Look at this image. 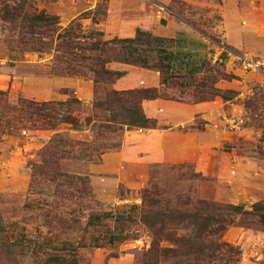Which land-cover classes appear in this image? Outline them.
Returning a JSON list of instances; mask_svg holds the SVG:
<instances>
[{
    "label": "rangeland",
    "instance_id": "374dc122",
    "mask_svg": "<svg viewBox=\"0 0 264 264\" xmlns=\"http://www.w3.org/2000/svg\"><path fill=\"white\" fill-rule=\"evenodd\" d=\"M26 3L30 10L55 17V25L60 29L67 26L74 29L80 18L77 22L80 34L99 31L101 40L117 39L101 31L105 0H26ZM147 4L150 5L148 0L136 1V5L148 8ZM166 8L168 15L211 32V38L220 41L218 13L209 7L171 0ZM5 26L0 22V92L5 93L1 100L14 104L18 97L35 102L76 99L78 103L70 106L71 116L83 125L79 132L60 127L58 131L66 132L71 155L54 164L47 158L40 163L43 146L54 132L27 130L0 134V228L3 229L0 238L16 237L23 244L12 255L1 251L0 264H38L42 252L51 246L59 247L63 242L66 249L75 247L81 236L86 238L87 215L96 212L130 216L129 220L114 224L115 229L126 232L130 239L111 247L76 248L79 264H264V226L235 214L225 217L226 222L232 223L219 242L217 237L208 236L209 229L214 227L204 226L202 242L210 246V254L216 245L222 248L218 253L212 252V257L202 255V261H195L192 254L185 252L181 256L162 251L155 257L148 254L154 240L153 230L163 227V232L165 228L170 233H190L191 213L202 207L200 203L214 207L242 205L244 210H249L256 202L264 203V74L243 71L238 60L264 59L222 45L223 57L208 65L202 75L191 80H166L158 89L165 99L226 104L215 125L222 129L224 143L200 169L189 163L143 165L133 163L125 151L115 155L119 154L127 131L121 132L115 127L105 129L101 124L106 114L92 111V102L101 101L112 85L98 83L94 86L89 76L51 75V56L22 52L20 46L11 44ZM109 46L111 44H107L99 56L119 59L118 45L112 50L107 49ZM226 58L229 59L227 70L224 68ZM112 63L117 62L107 63L105 68L113 71ZM230 108L231 113H228ZM86 118L96 119L99 127L92 129V125H86ZM200 122L195 120L192 127H201ZM92 143L105 146L97 152L84 150ZM105 155L109 157L104 161ZM45 167L86 177L88 196L81 187L66 185L62 178L51 179L40 174ZM157 211L169 216L162 227L156 224L149 228L147 224L155 221ZM175 212L188 216L183 221L172 222L170 215ZM207 218L212 215H203L202 223H209ZM180 229L182 231H178ZM158 246L172 248V244L163 239L158 241ZM175 249L180 251V247Z\"/></svg>",
    "mask_w": 264,
    "mask_h": 264
},
{
    "label": "trees",
    "instance_id": "16d2710c",
    "mask_svg": "<svg viewBox=\"0 0 264 264\" xmlns=\"http://www.w3.org/2000/svg\"><path fill=\"white\" fill-rule=\"evenodd\" d=\"M79 19L76 20L74 29H71L70 26L60 29L55 25V17L48 16L42 11L36 12L30 10L26 0H0V22L6 24L4 28L10 34L11 44L15 43L17 46H20L22 52L51 56L49 60L51 66L49 69L50 74L53 76H89L94 86L101 83L109 87L115 79L122 76V73L106 69L105 65L107 63L118 62L142 68L147 67L146 55H148L149 51L137 48V45L141 46L142 39L145 36L144 33L136 31L133 39L104 41L101 40L102 34L99 31H89L85 34H80L79 24H77ZM92 21L93 24H97L96 21ZM107 44H111V47L107 48L109 50H112L115 44L118 45V49L121 52L119 59H104L99 56L98 53L102 52ZM155 68H157L160 74V85H164L168 79L191 80L190 77H176L168 74L159 61L156 63ZM4 97L5 93L0 92V134L9 135L14 132H26L27 130H49L54 132V134L43 146L41 151L43 159L47 158L48 161L54 164L59 159L63 157L67 158L71 155L66 132L58 130L62 126H67V130L74 132L81 131L83 123L71 116L72 110L70 106L72 103H78L76 99L66 102H35L18 97L14 104H9L1 100ZM156 98H164L158 93V89L156 88L125 91H116L108 88L104 93L103 99L92 102L91 108L94 112L99 111L106 114L101 125L107 130L115 127L121 132L124 130L147 131L156 129V124L153 119L144 116L140 104L143 100H153ZM95 120L86 118L84 122L86 125H92L91 128L94 129L99 127L96 126L95 123L97 122ZM192 128L199 129L200 127L196 125V127ZM93 141L95 142V140ZM102 146L101 144L92 143V145L86 146L84 150L97 152L98 149L103 148ZM58 153L60 156H58ZM43 159H41L40 163L45 162V159ZM39 173L51 179L62 178L66 185L81 187V191L87 195V179L84 176L68 175L57 171L56 167H45ZM200 204L202 207L191 213L192 226L189 228L190 233L183 235L166 232L165 228L163 232L162 226L169 214H164L160 211L155 212V221L147 225L149 228H152L158 224L162 228L158 231L153 230L154 240L148 254L155 257L162 251L181 256L185 252L192 254L195 261H202V255L205 257L210 255L212 257L213 253H218L222 249L216 245L215 248L213 247V253L211 252L210 254L208 250L210 246L208 247L202 242L203 238L201 235L206 231L204 226L212 225L214 227L213 229H209L208 236L217 237V242L220 241L226 227L232 223L226 222L225 217L232 214L240 216L243 219H250L254 221V224L259 226H264V203L256 202L249 207V210H244L242 205L214 207V205L208 203ZM207 213H210L212 218L206 219L209 223H205V221L202 223V216ZM170 216L171 221L176 222L183 221L188 215L175 212L174 215ZM129 219L130 216L123 217L110 212L89 213L84 223V230L87 232L86 238L81 236L75 247L71 249H66L67 245L63 242L59 247L49 246V250L42 252L43 254L38 264H79V257L75 253L76 248L80 249L87 246L95 248L111 247L128 240L130 236L122 230L118 231L115 229L114 224L125 222ZM246 227L249 228L251 226L247 225ZM193 229L194 232H192ZM2 230L0 228V234L3 233ZM155 237H158L157 240H155ZM162 239L172 244V248H160L158 241ZM210 244L212 246V243ZM22 247V242L16 237L9 238L8 240L5 237L0 238V252L4 251L5 254L12 255L18 248ZM177 247H180V251L175 249Z\"/></svg>",
    "mask_w": 264,
    "mask_h": 264
},
{
    "label": "crops",
    "instance_id": "0c3cea01",
    "mask_svg": "<svg viewBox=\"0 0 264 264\" xmlns=\"http://www.w3.org/2000/svg\"><path fill=\"white\" fill-rule=\"evenodd\" d=\"M136 1L140 0H105V17L100 23L103 34L133 39L139 31L145 36L137 48L149 51L146 68L111 64L113 71L123 73L112 84L116 91L160 89V74L155 68L158 61L172 76L198 77L208 65L221 60L222 45L264 59V0H218L216 3L179 0L189 6L209 7L218 13L219 42L211 38V32L168 15L166 6L171 0H148V8L136 5ZM228 64L226 58V70ZM140 105L144 116L155 121L156 129L125 132L121 150L115 155L125 151L126 157L137 164L189 163L200 169L224 143L223 131L215 125L224 113L225 103H183L156 98L143 100ZM195 120L201 121L199 129L192 128ZM107 157L104 156V161Z\"/></svg>",
    "mask_w": 264,
    "mask_h": 264
},
{
    "label": "built area",
    "instance_id": "2783aa9c",
    "mask_svg": "<svg viewBox=\"0 0 264 264\" xmlns=\"http://www.w3.org/2000/svg\"><path fill=\"white\" fill-rule=\"evenodd\" d=\"M241 62V69L243 71H254V72H260L261 74H264V61H258V60H252V59H244L239 58L238 59ZM227 123L232 124V121H227ZM140 132L141 130H137Z\"/></svg>",
    "mask_w": 264,
    "mask_h": 264
}]
</instances>
